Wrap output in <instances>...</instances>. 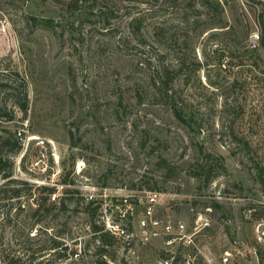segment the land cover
<instances>
[{"label":"rangeland","instance_id":"374dc122","mask_svg":"<svg viewBox=\"0 0 264 264\" xmlns=\"http://www.w3.org/2000/svg\"><path fill=\"white\" fill-rule=\"evenodd\" d=\"M263 36L264 0H0V264H71L56 241L94 264L95 225L113 264H172L151 217L192 235L173 264H264ZM24 124L19 156L1 144Z\"/></svg>","mask_w":264,"mask_h":264},{"label":"trees","instance_id":"16d2710c","mask_svg":"<svg viewBox=\"0 0 264 264\" xmlns=\"http://www.w3.org/2000/svg\"><path fill=\"white\" fill-rule=\"evenodd\" d=\"M263 42H264V36H263ZM175 71H173L170 67L167 66H160L157 69V74L155 76V79L153 81V84L157 90H159L161 93L164 92V94L171 98L172 96L170 95V86L174 81L175 78ZM22 109L26 111V105L22 104L20 101H18ZM1 112V110H0ZM175 117L180 121V122H185L186 119L182 116V111L178 110L177 108L173 109ZM0 117H8L9 120H11L12 117H9V115H5L3 113H0ZM4 148L6 147L8 151L12 154H18L21 152L23 146L22 143H20L16 138L13 136H10L8 139L4 140V142L1 144ZM221 168H224L222 164H220ZM12 165H10L7 161L4 160L2 155L0 154V177L2 179H10L11 178V173H10V168ZM211 179V178H210ZM12 182V181H9ZM24 185H28L27 183H24ZM43 191H48L49 194L54 192V189L50 188H42ZM20 192L19 190H14L13 194H11V198L19 197ZM55 206H50V209L48 211H51ZM60 209L62 211H67L68 207L65 202H62L60 205ZM94 235L97 236V240L100 241V246L97 247V251L95 252V255L97 257L96 261L94 264H113L112 261L107 259V255L109 254V251L107 249V246H114L115 242L117 241V237L106 231L103 227H99L95 225L93 227ZM52 249L57 250L56 251V256L58 260H64V259H71L72 263L74 264L76 262H79L82 260L83 256L81 254H78L76 251L68 253V248L63 247V244L60 242H55L54 245L52 246ZM41 254V251H39ZM111 260H114V258ZM178 259L175 258L174 262H176ZM35 261V257H33L30 260V264H33ZM263 261V257H262ZM84 262V260H83ZM114 262V261H113ZM42 262H39L38 264H41ZM9 264H21L20 260H11Z\"/></svg>","mask_w":264,"mask_h":264},{"label":"built area","instance_id":"2783aa9c","mask_svg":"<svg viewBox=\"0 0 264 264\" xmlns=\"http://www.w3.org/2000/svg\"><path fill=\"white\" fill-rule=\"evenodd\" d=\"M24 127L21 129H18L16 133V139L22 143V146L24 145V141L26 139V133L28 126L26 124L23 125ZM29 141H32V139L29 137L27 138ZM36 148H38L40 151V156L42 161H46L48 158V152H47V145L42 140H37L35 144ZM24 147L22 148L21 152L19 153V156H24ZM18 156L11 157L12 160H18ZM46 170V169H45ZM52 199L53 203L56 201V195L50 194L49 200ZM149 206L147 208V215L152 216V203L155 202V196L150 195L149 196ZM140 229L142 231V238L145 240V242L150 243L156 240H163L164 244L168 247L167 252H169V260H172V264L174 263L175 257L172 256L173 252L172 249L175 247L177 242H180L181 244L185 246H190L192 243H194L192 239V235H189L184 223H179L176 225V227L171 223H162L159 220L150 218L149 221L146 219L142 220L140 223ZM256 240L258 243L263 244L264 243V226L259 225L256 228ZM99 243L100 241L97 240ZM231 256L230 253H225L221 259L220 264H231ZM65 260V259H64ZM62 264V263H57ZM167 264H169L167 262ZM182 264H200L197 261V256L188 254L184 256Z\"/></svg>","mask_w":264,"mask_h":264}]
</instances>
